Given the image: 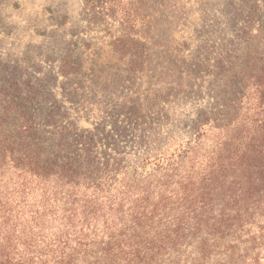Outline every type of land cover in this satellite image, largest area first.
Returning <instances> with one entry per match:
<instances>
[{
    "label": "trees",
    "instance_id": "obj_1",
    "mask_svg": "<svg viewBox=\"0 0 264 264\" xmlns=\"http://www.w3.org/2000/svg\"><path fill=\"white\" fill-rule=\"evenodd\" d=\"M240 84L198 111L185 142L133 164L106 149L110 135L44 137L28 108H11L0 264H264V112L239 118Z\"/></svg>",
    "mask_w": 264,
    "mask_h": 264
},
{
    "label": "rangeland",
    "instance_id": "obj_2",
    "mask_svg": "<svg viewBox=\"0 0 264 264\" xmlns=\"http://www.w3.org/2000/svg\"><path fill=\"white\" fill-rule=\"evenodd\" d=\"M263 71L264 0H0V135L22 103L44 137L110 135L133 164L185 142L235 80L239 118L262 117Z\"/></svg>",
    "mask_w": 264,
    "mask_h": 264
}]
</instances>
